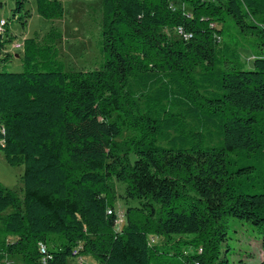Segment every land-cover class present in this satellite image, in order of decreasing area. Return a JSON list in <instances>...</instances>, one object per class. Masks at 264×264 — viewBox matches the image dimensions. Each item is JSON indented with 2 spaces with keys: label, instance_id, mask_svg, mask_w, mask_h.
<instances>
[{
  "label": "trees",
  "instance_id": "16d2710c",
  "mask_svg": "<svg viewBox=\"0 0 264 264\" xmlns=\"http://www.w3.org/2000/svg\"><path fill=\"white\" fill-rule=\"evenodd\" d=\"M28 2L12 9L23 26ZM35 2L64 16L62 0ZM102 14L99 67H66L52 26L23 40L22 70H0V150L25 167L19 188L0 182V264H220L230 217L264 249V0H102ZM228 19L259 39L249 68ZM14 41L0 34L1 60ZM116 181L138 201L122 229Z\"/></svg>",
  "mask_w": 264,
  "mask_h": 264
},
{
  "label": "rangeland",
  "instance_id": "374dc122",
  "mask_svg": "<svg viewBox=\"0 0 264 264\" xmlns=\"http://www.w3.org/2000/svg\"><path fill=\"white\" fill-rule=\"evenodd\" d=\"M62 3L65 9L64 16L61 19L48 20L37 13L35 0H29L26 8L30 11L31 17L27 25L23 26L20 22L11 19L14 0H0V19L11 21L7 27L9 34L15 35V41H23L22 36L24 35L42 38L52 26H55L62 33V38L58 41V48L60 58L65 62L66 67L75 70L99 67L104 58L100 44L103 19L102 0H62ZM175 5L186 11H191L190 6L182 2H177ZM164 31L171 37H180V34L173 29L165 28ZM224 39L239 44L242 60L248 68L251 67L255 55L260 52L258 37L255 34L240 33L233 21L228 19L224 30ZM7 48L10 50L9 53H22L21 50H15L12 44ZM20 59H0V70L4 68L11 71L22 70ZM135 134L133 129L126 128L120 141H130ZM24 170V165H9L0 150V182L9 188H19ZM116 188L118 198L115 209L119 217L118 228L122 229L126 222L128 205L138 204V201L125 198L124 184L116 181ZM194 236V233L172 238L152 236L150 242L159 245L160 248L171 249L175 243L191 240ZM182 248L186 251H193L189 244L182 245ZM83 258L86 264H96L91 256ZM221 259L224 261L220 264H259L264 260L261 233L250 222L230 217L228 237L222 244V252L218 261ZM75 261V259H70V263H75Z\"/></svg>",
  "mask_w": 264,
  "mask_h": 264
},
{
  "label": "built area",
  "instance_id": "2783aa9c",
  "mask_svg": "<svg viewBox=\"0 0 264 264\" xmlns=\"http://www.w3.org/2000/svg\"><path fill=\"white\" fill-rule=\"evenodd\" d=\"M178 33L180 35H184L182 28H178ZM12 45H13V48L15 50H17V51H20V50L23 49V41H19V40L14 41ZM4 52H10V50L7 48V50H5ZM13 54H15V53H13ZM118 223H119V217H118V220H117V225H118ZM79 260H80V262H83L84 261V258L83 257L82 258H79Z\"/></svg>",
  "mask_w": 264,
  "mask_h": 264
},
{
  "label": "bare ground",
  "instance_id": "6f19581e",
  "mask_svg": "<svg viewBox=\"0 0 264 264\" xmlns=\"http://www.w3.org/2000/svg\"><path fill=\"white\" fill-rule=\"evenodd\" d=\"M7 25L8 24L5 19L0 20V34H4V31H6Z\"/></svg>",
  "mask_w": 264,
  "mask_h": 264
},
{
  "label": "crops",
  "instance_id": "0c3cea01",
  "mask_svg": "<svg viewBox=\"0 0 264 264\" xmlns=\"http://www.w3.org/2000/svg\"><path fill=\"white\" fill-rule=\"evenodd\" d=\"M0 20H2V19H0ZM6 20V19H5ZM29 21V20H28ZM7 32L9 33V29L7 28ZM13 34V33H12ZM16 34V33H15ZM15 35L13 34V37H14ZM28 36L27 35H24V36H22V40L23 39H25V38H27ZM18 39V38H17ZM21 40V39H20ZM21 55H22V53H15V59H20V57H21ZM21 60V59H20Z\"/></svg>",
  "mask_w": 264,
  "mask_h": 264
}]
</instances>
